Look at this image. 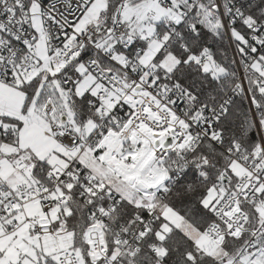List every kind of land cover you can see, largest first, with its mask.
Segmentation results:
<instances>
[{
  "label": "snow or ice",
  "instance_id": "1",
  "mask_svg": "<svg viewBox=\"0 0 264 264\" xmlns=\"http://www.w3.org/2000/svg\"><path fill=\"white\" fill-rule=\"evenodd\" d=\"M0 264H264V0H0Z\"/></svg>",
  "mask_w": 264,
  "mask_h": 264
}]
</instances>
